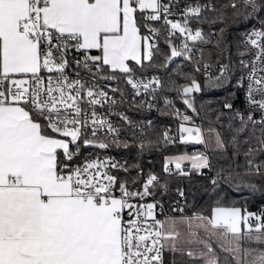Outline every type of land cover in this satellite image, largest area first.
I'll use <instances>...</instances> for the list:
<instances>
[{"label": "snow or ice", "instance_id": "1", "mask_svg": "<svg viewBox=\"0 0 264 264\" xmlns=\"http://www.w3.org/2000/svg\"><path fill=\"white\" fill-rule=\"evenodd\" d=\"M179 2L0 0V264H164L165 248L177 249L178 223L207 250L200 252L201 257L213 253L209 241L215 237L224 238L221 247L235 264H264V211L218 204L211 216L197 213L159 220L156 202H133L154 194L150 188L158 185L156 175H149L140 191L111 173L110 169L123 167L111 158L73 163L81 147H128L126 142L121 145L119 129L96 111L119 103L100 80L123 74L135 96L147 93L155 99L161 81L138 78L135 67L152 61L157 48L159 29L149 22L163 18L168 26L165 43L170 56L165 63L175 57L191 61L196 43L207 42L202 30L189 26L190 19L200 18L201 5L186 6L183 22L169 19ZM244 5L245 15L264 17V0H244ZM177 33L181 43L174 45ZM245 42L257 50L250 64L240 61L247 71L235 85L244 90L246 110H236L229 100L223 108L233 111V119L239 121L233 138L237 153L240 145H247L245 175L264 176V160L257 159L264 154V29L248 33ZM93 50L99 54L92 55ZM71 65L75 67L70 76ZM231 72L230 63H220L216 75L207 76V88H220ZM189 79L175 90L195 112L193 94L202 88L194 77ZM165 104L173 106L171 100ZM142 106L154 105L145 101ZM174 114L183 121L190 119L179 110ZM120 118L131 124L126 115ZM246 131L248 138L240 139ZM179 133L181 142L205 143L199 127L181 124ZM163 139L165 144L175 142L168 131ZM216 144L224 147L219 134ZM185 161L193 170L211 168L203 153L168 158L181 171ZM201 231L205 238H199ZM207 264L217 261L208 258Z\"/></svg>", "mask_w": 264, "mask_h": 264}, {"label": "trees", "instance_id": "2", "mask_svg": "<svg viewBox=\"0 0 264 264\" xmlns=\"http://www.w3.org/2000/svg\"><path fill=\"white\" fill-rule=\"evenodd\" d=\"M205 1L212 4V7L206 9L195 21L202 27L207 38V42L202 44L204 60L213 67L210 74L212 76L216 75L220 63H230L232 72L229 80L218 89H208L207 77L203 76L201 69L199 72L196 71L197 67L200 68L201 62L195 56L191 61L184 57H176L166 67L165 57L170 55L165 43L167 29L159 21L149 22L159 29V35L154 41L157 48L154 49L152 61L145 62L143 68L135 66L136 73L159 75L162 79V87L157 93L156 105L149 116V123L142 132L134 134L127 132V140L121 143L122 145L126 142L128 147L121 146L126 164L120 170L119 179L128 180L132 186L140 182V173L157 175L158 185L152 190L154 195L160 197L162 189L166 190V197H173L177 192L182 191L186 198L187 212L195 211L209 216L212 209L219 204L225 207H239L259 214L264 211V176L245 175L244 150L247 145H240L237 153L233 138L239 121L233 119V111L223 108L225 100H229L236 110H245L243 89L235 85L237 79L245 73V68L239 64V59L248 54L243 45V34L253 24V14L248 12L245 15L244 0ZM233 3L236 4V8L231 6ZM141 31L145 34L143 28ZM217 41H220L219 47ZM91 54L96 55L98 52L92 51ZM115 76L124 79L123 74L116 73ZM190 77L199 81L202 88L200 93L193 94L195 112L183 103L181 94L175 90L178 86L190 83ZM166 100L173 102L172 108L166 106ZM174 109L179 110L181 116L187 113L189 120L200 122L202 130L215 131L219 134L224 147L212 143L207 150L205 144L181 142L178 137L174 138V143L165 144L163 133L168 131L177 135L182 122V119L174 114ZM247 138V131L241 134L240 139ZM193 146L198 147L197 153L204 151L208 155L210 169L197 171L191 169L189 164L183 163V171L175 169L171 173L165 172L164 166L168 157L193 154L190 151ZM257 159L264 160V154ZM213 179L217 180V184H212ZM132 180H135V183H131ZM214 251L217 264H235L230 253L217 247ZM187 253L185 248L167 250L165 264H207L208 256L189 257Z\"/></svg>", "mask_w": 264, "mask_h": 264}, {"label": "built area", "instance_id": "3", "mask_svg": "<svg viewBox=\"0 0 264 264\" xmlns=\"http://www.w3.org/2000/svg\"><path fill=\"white\" fill-rule=\"evenodd\" d=\"M164 3H167L168 0H163ZM196 4H199L202 6V12L201 14L208 8L212 7V4L205 0H180L179 6L175 7L173 9L174 14L169 17V19H172L174 21H181L183 22V9L186 6H194ZM206 6V7H205ZM196 19H190L189 21V26L192 27L194 30L195 29H200L203 32V29L200 25H198L196 22ZM160 24L164 27H167L163 23V18L161 21H159ZM264 29V17H261L259 15L253 14V24L250 25L246 31L243 34V45L246 48L248 54L246 57L239 59V64L241 60H244L246 62L251 63L252 59L255 56L256 49L251 48L250 45H247L245 42V37L248 33L252 32L253 30H261ZM204 34V33H203ZM205 39L207 41V38L205 36ZM181 43V40L179 39V34L177 33L176 37H173V44L174 45H179ZM191 43V42H190ZM203 43H196L195 45V57L200 60L201 65L200 69L203 71V76L207 77L208 75L211 74L213 67L210 65L209 62L204 60V49L202 47ZM79 55L78 53H73V56ZM201 56L203 57L201 59ZM69 60H72V56L69 57ZM205 65H209V67L205 68ZM75 65H71L70 69L68 70L69 75H73V72L71 71V68H74ZM247 69H245L246 73ZM83 75V73H81ZM136 76L138 78H144L148 79L151 77H157L161 81V85L156 88V91L154 93L155 99L152 100L151 97L147 95V93L142 94L141 96H135L133 93V90L129 85L126 84L124 79H121L120 77H116L115 80H100L99 84L104 88L105 91L108 92L109 96L112 97L114 100L118 101V104L112 105L109 107L108 104H105L104 107H97L96 111L102 115L106 116L112 124L119 129V140L120 142L127 140V132L128 133H138L142 132L143 129L146 127V125L150 121V115L153 113L155 105H156V98H157V93L159 89L162 87V79L160 78L159 75L157 74H139L136 73ZM118 89V91H112L111 89ZM145 101L151 102L154 106L151 109H148L147 107H143L142 105L145 103ZM243 103H244V90H243ZM82 107H87L86 105H82ZM244 109L246 110V105L244 103ZM244 110V111H245ZM121 114L126 115L129 120L131 121V124L126 123L123 121L120 116ZM184 115H187L185 113ZM256 116H259V113H256ZM181 124H184L185 126H192V127H199L202 129V125L200 122L196 120H189V121H183ZM180 124V125H181ZM170 136L173 138L180 137V133L176 135L174 132L169 133ZM98 136L101 138H104L106 141L110 139V137H104V133H98ZM70 147H74L71 146ZM118 146H110L108 149H97V148H85L81 147L80 149V155L76 157L75 161L73 163H82L84 159H92L94 157H100L101 159L104 158H111L118 162L120 165L124 166L126 164V159L125 156L121 153V150H118ZM191 153L195 154L198 152V147L193 146L191 148ZM167 165L169 170H165V166ZM164 166V170L167 173L173 172L176 168L175 165L169 164L168 163V158L166 161V164ZM123 168V167H122ZM121 168V169H122ZM115 170V169H110L111 173L115 175L116 177L119 178V173L120 170ZM149 175H152L150 173H140V182L135 185H128L130 189H135V190H140L142 191V184L146 182L147 178ZM157 176V175H156ZM158 177V176H157ZM159 179V178H158ZM154 187L150 188V191L153 190ZM153 192V191H152ZM180 192H177L175 196L173 197H166L167 193L165 189H162L161 191V196L156 197L154 194L146 197L143 201L139 200H134V203H150V202H156L158 207L156 209V218L159 220H168L169 218H182V217H189L193 216L194 214H197L195 211L187 212L185 209L186 207V198L185 196H181ZM119 195V193H117ZM177 209H182V211H178ZM249 212H254V211H249ZM127 218V215H126ZM166 250H164V264H165V255H166Z\"/></svg>", "mask_w": 264, "mask_h": 264}, {"label": "rangeland", "instance_id": "4", "mask_svg": "<svg viewBox=\"0 0 264 264\" xmlns=\"http://www.w3.org/2000/svg\"><path fill=\"white\" fill-rule=\"evenodd\" d=\"M186 127H192V126H186ZM201 134H202V137H203V139L205 141L204 144L206 145L207 150H208V147H209L210 144L216 143L217 133L215 131L209 132V131H206V130H202L201 129ZM193 143H195V142H193ZM118 150H121V146H119ZM200 153H203L204 155H206L208 157V155L204 151L203 152H200ZM181 155H184V154H181ZM188 155H191V154H188ZM183 163L189 164V162H187V161H185ZM189 166H190V164H189ZM211 214H212V212H211ZM211 214L209 216H211ZM176 219L177 220H180V218H176ZM177 230L180 233V235L178 237L177 249H183V248H185L187 251H192L195 255H199V256H200V252H202V251L203 252H207V250L203 247L202 244H198V243L195 242V240L197 239L196 237H190L187 234V228H186V226L184 224L178 223L177 224ZM199 238H205L204 233L202 231L199 234ZM189 241H193V242L190 243ZM224 242H225L224 241V238L217 239L215 237H213L209 241V243L212 244L213 250L216 247L223 249L221 247V245L224 244ZM167 250H166V252H167ZM215 256H216L215 255V251H213V253L208 254V258H213V257L215 258Z\"/></svg>", "mask_w": 264, "mask_h": 264}, {"label": "water", "instance_id": "5", "mask_svg": "<svg viewBox=\"0 0 264 264\" xmlns=\"http://www.w3.org/2000/svg\"><path fill=\"white\" fill-rule=\"evenodd\" d=\"M167 47H168V45H167ZM169 48V47H168ZM169 53H170V50H169ZM170 56V55H169ZM176 59V57L175 58H170L169 60H168V62L166 63V67H168L174 60ZM89 148H91V147H89Z\"/></svg>", "mask_w": 264, "mask_h": 264}, {"label": "crops", "instance_id": "6", "mask_svg": "<svg viewBox=\"0 0 264 264\" xmlns=\"http://www.w3.org/2000/svg\"><path fill=\"white\" fill-rule=\"evenodd\" d=\"M93 51H95V50H93ZM99 54V53H98ZM97 55V54H96ZM173 157H176V156H173ZM168 158H170V157H168Z\"/></svg>", "mask_w": 264, "mask_h": 264}]
</instances>
